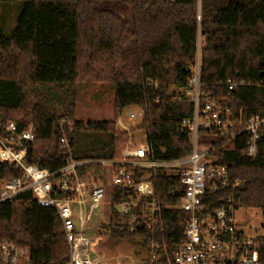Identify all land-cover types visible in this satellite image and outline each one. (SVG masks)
Wrapping results in <instances>:
<instances>
[{"label": "trees", "instance_id": "obj_1", "mask_svg": "<svg viewBox=\"0 0 264 264\" xmlns=\"http://www.w3.org/2000/svg\"><path fill=\"white\" fill-rule=\"evenodd\" d=\"M17 1L22 7L15 27L10 35L0 31V134L8 121L20 130L32 125L35 140L26 144L30 164L61 168L67 156L63 136L75 158L119 159L130 134L119 130L116 118L130 106L144 110L131 132L144 131L157 158L188 156L192 133L182 123L194 115L189 91L197 69L199 109L214 100L245 118L264 115V0H0ZM79 81L113 84L114 119L74 118ZM198 139L221 140L210 129H200ZM245 148L244 135L232 146L218 145L216 163L238 181V206L264 211V136L255 157L245 155ZM116 167L86 168L97 175L104 169L107 223L117 219L116 205L127 196L112 182ZM21 176L13 165L0 164V182ZM166 179L160 176L162 196L175 204L180 194L168 196ZM230 195L216 194L213 208ZM19 198L0 203V240L29 248L33 264H65L69 248L55 209L40 206L31 191ZM186 219L185 212L165 210L154 230L114 226L108 241L154 233L172 251L184 240Z\"/></svg>", "mask_w": 264, "mask_h": 264}, {"label": "built area", "instance_id": "obj_2", "mask_svg": "<svg viewBox=\"0 0 264 264\" xmlns=\"http://www.w3.org/2000/svg\"><path fill=\"white\" fill-rule=\"evenodd\" d=\"M190 86L195 111L182 125L192 133V149L184 158L159 159L145 141L132 143L131 129L140 125L144 117V110L138 106H130L126 113L127 120L135 122L131 126L124 122L122 113L116 118L119 130L130 134L119 159L75 158L70 140L63 136L60 143L67 156L65 164L55 171L27 162L26 144L35 140L32 125L20 130L14 121L4 123L0 164L13 165L22 176L0 182V203L16 202L20 195L31 191L40 206L55 209L69 248L65 264H264V234L252 235L238 223L236 212L241 209L235 199L238 181H231L229 168L217 164L215 154L218 145L232 146L244 135V154L255 157L259 140L264 136V115L256 113L245 118L241 111L236 114L214 100H207L199 109V72ZM66 121L62 119L61 123ZM200 129L218 131L221 140L216 144L201 143ZM93 164L116 165L112 182L127 193L117 203V219L111 223L104 219V169L100 175L94 169L86 170ZM161 175L168 179V196L180 194L175 204L166 202L162 196ZM223 191H231V195L213 208L215 195ZM171 209L187 215L184 240L175 250L162 247L153 233L150 237L138 236L142 242H148V255L141 260L129 257L112 260L92 252L94 242L109 240L114 226L130 232L142 228L154 230L162 223L165 210ZM0 264H33L29 248L12 240H0Z\"/></svg>", "mask_w": 264, "mask_h": 264}, {"label": "rangeland", "instance_id": "obj_3", "mask_svg": "<svg viewBox=\"0 0 264 264\" xmlns=\"http://www.w3.org/2000/svg\"><path fill=\"white\" fill-rule=\"evenodd\" d=\"M22 1L0 2V31L10 35L16 24V18L21 10ZM198 71L196 72L197 75ZM126 108L122 115L124 122L131 126L126 118ZM74 118L77 120L98 121L115 118L114 87L112 83H99L92 81H79L77 86V99ZM132 143L138 145L145 140V133L136 130L131 133ZM241 227L248 228L250 234H264V211L260 209L241 208L236 212ZM93 236L95 234L92 233ZM92 252L102 254L105 258H132L141 260L146 258L148 251L144 242L138 237L126 239L116 243L108 240H99L93 243ZM124 262V261H123Z\"/></svg>", "mask_w": 264, "mask_h": 264}, {"label": "water", "instance_id": "obj_4", "mask_svg": "<svg viewBox=\"0 0 264 264\" xmlns=\"http://www.w3.org/2000/svg\"><path fill=\"white\" fill-rule=\"evenodd\" d=\"M261 76H263V74H261Z\"/></svg>", "mask_w": 264, "mask_h": 264}]
</instances>
